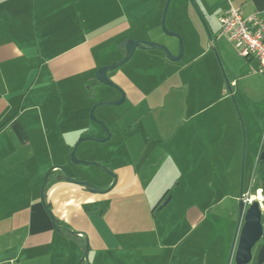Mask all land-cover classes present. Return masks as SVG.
Wrapping results in <instances>:
<instances>
[{
    "label": "crops",
    "instance_id": "crops-1",
    "mask_svg": "<svg viewBox=\"0 0 264 264\" xmlns=\"http://www.w3.org/2000/svg\"><path fill=\"white\" fill-rule=\"evenodd\" d=\"M149 1L0 0V264L80 263L83 240L53 229L40 187L53 166L97 187L110 183L69 156L79 138L105 137L89 111L119 97L95 71L123 57L125 39L157 43L145 35L155 22L143 19ZM192 2L218 55V20L230 7L264 20V0ZM232 57L224 76L231 93L215 70H192L193 60L176 82V62L155 50H136L108 74L125 98L94 112L110 139L94 156L85 142L76 151L111 170L114 188L91 194L56 171L45 195L59 225L86 234L89 264H227L238 197L254 198L264 146V74L253 56ZM213 233L221 242L199 239Z\"/></svg>",
    "mask_w": 264,
    "mask_h": 264
},
{
    "label": "water",
    "instance_id": "water-1",
    "mask_svg": "<svg viewBox=\"0 0 264 264\" xmlns=\"http://www.w3.org/2000/svg\"><path fill=\"white\" fill-rule=\"evenodd\" d=\"M171 0H165L161 17H160V28L162 32L168 36L178 40V50L176 54H173L167 47L152 41L145 40H133L131 38L123 40L118 46L117 50L123 53V57L117 61H114L108 65L99 67L95 73L94 78L100 84L118 93V99L108 102H99L94 104L90 111L88 118L91 122L96 124L103 131L105 137L103 139L95 138H79L75 143L71 153L70 162L75 166L94 167L110 179V183L106 187H97L85 179L71 177L62 166H53L45 174L41 187H40V202L41 205L48 215L53 229L58 233H66L73 237H80L84 242V250L79 264H89V244L85 233L73 231L67 227L58 224L56 218L51 213L45 199L46 187L50 176L54 172H59L58 179H63L69 184L81 186L91 194H106L110 192L116 184V176L107 167L98 162L84 161L76 157V150L83 142H95L103 144L110 139V133L104 122L98 120L95 117V110L99 107H118L124 103V93L111 81L108 74L112 71L117 70L124 64H126L133 56L136 50L141 51H160L164 57L171 62L179 61L183 56V45L181 38L173 32L166 29L165 21L169 4ZM196 13L201 18L200 12L197 7L193 4L192 0H189ZM202 20V18H201ZM203 23V21H202ZM204 24V23H203ZM219 61V60H218ZM226 82V87L229 93L231 89L229 84ZM258 160L262 162V172L264 175V148H262L258 154ZM248 193L240 191L238 202H237V223L235 227L234 238L228 257L227 264L233 262V264H264V242L259 248L257 245L262 239L263 225L261 222L262 214H264V200L260 204L257 199H253L251 203L244 201L245 196ZM167 203L165 201L159 208Z\"/></svg>",
    "mask_w": 264,
    "mask_h": 264
},
{
    "label": "rangeland",
    "instance_id": "rangeland-1",
    "mask_svg": "<svg viewBox=\"0 0 264 264\" xmlns=\"http://www.w3.org/2000/svg\"><path fill=\"white\" fill-rule=\"evenodd\" d=\"M164 2L165 0H150L149 1L148 3L149 6L145 8V14H144L145 16L143 17V19L152 21V19L155 18L154 20L155 22L152 24L150 23L148 24V29L145 35L147 37L152 38V40L157 41L158 44H161L167 47L168 49H174L177 53L178 40L175 38L166 36L160 28L159 17H160ZM165 25L168 31L175 33L181 38L182 45H183V56L179 61L174 63V65L176 66V82L179 81V79H183L185 77L187 78V75H189L190 73L189 69H182L183 65L187 63L189 60H193V62L191 63L192 70L200 69L199 67L208 68V71L211 70L209 71L211 73L212 71L215 70V74L220 73L222 79L225 80L226 78L224 76L225 75L228 76V73L226 71V66H227L226 62L228 61L229 64H232L230 63L228 57H230L233 61L232 56L233 54H235L237 55V57H240L243 59V57H241L238 54L236 49L228 42L227 38L222 34L217 35V42H218V47H219L218 50H221L219 54L220 56L218 59L216 51L213 50V48L208 47L210 36H209L208 31L206 30L205 25L202 23L201 18L196 13L192 5L189 6L185 0H171L169 4L167 16H166ZM215 35H216V32H215ZM223 56L226 57L227 61H225V57ZM135 57L137 56L134 55L130 63L131 62L133 63V61L135 60ZM211 79H212V76H211ZM104 108L110 109L112 107H104ZM84 138H94V137L87 135ZM82 145L84 149L89 150L92 153V151L96 149L97 147H99L100 144L95 143V142H85ZM82 156L83 155L80 150L76 151V157L78 159L84 160V161L97 162L91 158L84 159L82 158ZM80 168H82L84 173L90 178L94 176L95 173L100 172L94 167L80 166ZM89 182L92 183L91 181ZM92 184L95 185L94 183ZM226 204L227 202L224 205H222L221 208L217 207V209L214 211H221V209L224 208ZM213 224L215 228L217 229V231H219V234H221L220 231L222 229H221L220 220H217L216 223H213ZM194 234L193 235L195 237L196 235L199 234V232L194 233ZM219 234L213 233L212 235L208 236L207 240H206L205 235H202L200 238L199 237L198 238L203 241H208V243H212V245L213 244L215 245V243L221 242L220 241L221 237L219 236Z\"/></svg>",
    "mask_w": 264,
    "mask_h": 264
},
{
    "label": "built area",
    "instance_id": "built-area-1",
    "mask_svg": "<svg viewBox=\"0 0 264 264\" xmlns=\"http://www.w3.org/2000/svg\"><path fill=\"white\" fill-rule=\"evenodd\" d=\"M218 22L221 34L238 54L243 58L253 56L258 62V72L264 74V20L261 16L259 14L244 16L240 9L230 7L220 16ZM258 192V196L254 198L246 194L244 201L249 204L253 199H257L261 204L263 202L261 191Z\"/></svg>",
    "mask_w": 264,
    "mask_h": 264
},
{
    "label": "trees",
    "instance_id": "trees-1",
    "mask_svg": "<svg viewBox=\"0 0 264 264\" xmlns=\"http://www.w3.org/2000/svg\"><path fill=\"white\" fill-rule=\"evenodd\" d=\"M210 40H211V42H214L213 39H210ZM213 50L216 51L218 59H219V55H218V52H217V49H216L215 46H213ZM263 148H264V146H263ZM252 189H253V191L260 189V190H262L264 192V175H263V172H262V162L260 160L257 161V165H256V182H254ZM71 237L75 238L73 236H71Z\"/></svg>",
    "mask_w": 264,
    "mask_h": 264
},
{
    "label": "flooded vegetation",
    "instance_id": "flooded-vegetation-1",
    "mask_svg": "<svg viewBox=\"0 0 264 264\" xmlns=\"http://www.w3.org/2000/svg\"><path fill=\"white\" fill-rule=\"evenodd\" d=\"M259 190L260 189L253 191L254 192V197L257 196L256 194H257V191H259ZM260 196L264 200V192L262 190H261ZM261 222H262V225H263V235H262V239L260 240L259 244L257 245V248H259L261 246V244L264 242V214H262Z\"/></svg>",
    "mask_w": 264,
    "mask_h": 264
}]
</instances>
